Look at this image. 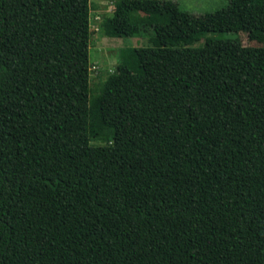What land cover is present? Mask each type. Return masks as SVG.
I'll return each mask as SVG.
<instances>
[{
	"label": "trees",
	"instance_id": "16d2710c",
	"mask_svg": "<svg viewBox=\"0 0 264 264\" xmlns=\"http://www.w3.org/2000/svg\"><path fill=\"white\" fill-rule=\"evenodd\" d=\"M90 10L0 0V264H264V0H115L96 92Z\"/></svg>",
	"mask_w": 264,
	"mask_h": 264
},
{
	"label": "rangeland",
	"instance_id": "374dc122",
	"mask_svg": "<svg viewBox=\"0 0 264 264\" xmlns=\"http://www.w3.org/2000/svg\"><path fill=\"white\" fill-rule=\"evenodd\" d=\"M90 42H89V85L91 92H96L102 81L109 73L116 69L120 50L124 47L149 46L147 37H111L102 32L101 23L103 19L110 16L115 0H90ZM182 8L199 15L226 6L227 0H178ZM133 22H151L166 19L165 16L133 11L130 14ZM216 37L217 34H206L192 47L203 45L206 37ZM220 37L236 39L245 46H264V36L249 32H225Z\"/></svg>",
	"mask_w": 264,
	"mask_h": 264
}]
</instances>
